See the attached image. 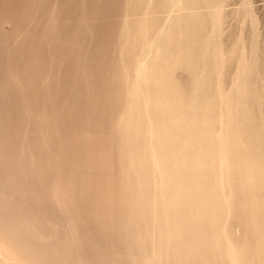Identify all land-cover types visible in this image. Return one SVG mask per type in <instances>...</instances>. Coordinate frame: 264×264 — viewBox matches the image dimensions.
<instances>
[{
  "label": "rangeland",
  "instance_id": "374dc122",
  "mask_svg": "<svg viewBox=\"0 0 264 264\" xmlns=\"http://www.w3.org/2000/svg\"><path fill=\"white\" fill-rule=\"evenodd\" d=\"M207 6L199 10V20L193 23L198 28V40L195 42V53L198 51V54L194 56L196 72H192L181 64L173 73V81L179 84L187 94L193 90L195 97H199L197 102L200 105L204 102L210 104L209 106L212 105L211 109L216 119L214 121L217 125L220 120L222 121L224 139L230 145L232 144V149L226 151L228 154H233L247 145L264 155V0H208ZM129 9L130 0H0V195L2 193L0 216L3 217H0V234L13 241L22 255L37 259L35 261L39 264L40 262L41 264H131L134 258L132 264H143L144 257L135 238V231L142 224H140V216L136 215L132 209L133 190L136 185L131 171L129 172L125 162H122L127 152L123 146L125 130L122 126L119 130L118 123L125 96V80L123 79L126 78L130 58L134 53L128 52L124 45L126 37L123 34L122 24ZM157 15L160 17L159 13ZM187 24L192 25V23ZM114 84L117 85L116 88ZM118 87L124 95H121ZM116 93L119 95L118 100L114 99H117ZM31 135L34 138L36 136V140ZM43 138L46 141L42 140ZM117 138L121 140L117 141ZM29 142L33 144V147ZM33 142L37 143H35L36 151L33 149L30 151L34 148ZM41 142H43L42 146ZM43 145L46 148H43ZM10 150L13 152H9ZM38 151L41 152H39L40 155ZM107 152L109 155L106 154ZM9 153L13 156L16 154L17 158ZM117 154L122 157L121 161ZM3 156L4 159H2ZM79 156H82L80 159L82 162L85 161L83 162L85 166H82V162L78 160ZM107 157H109L108 160ZM23 158L27 159L23 160ZM45 160L48 162L46 163ZM50 160L55 164L52 165L53 162ZM118 161L124 164L123 170L121 169L123 173L117 169L118 166L121 167ZM39 162L42 163L39 164ZM50 162L51 164L48 165ZM61 162H64V165ZM21 163L24 165L22 169ZM112 163L114 164L111 165ZM25 165L30 168L27 170ZM37 166L40 167L37 168ZM65 166L66 169H63ZM78 166L83 168L80 169ZM102 166L103 169H101ZM106 168L108 174L104 171ZM119 170L122 173L120 175ZM110 171L113 176L109 174ZM104 172L106 176L108 175L107 180L100 176ZM16 173L19 175L16 177L18 176L20 180L16 181L17 178L14 176ZM62 173H66V178ZM32 174L36 175V177L33 175V179ZM89 174L92 176L89 177ZM39 176L41 180H46L47 177L50 181L48 180V183L47 180L41 181ZM91 178L95 185L101 183V190L99 186L98 191H105H94L95 185L90 182L91 185L93 184L92 189L88 188L90 184L85 183L87 182L85 180ZM67 179L74 182L70 183ZM109 179H112L113 183L112 180L109 182ZM117 179H121V184L116 183ZM103 180L108 183L105 184ZM127 180L131 181L129 184L133 186H131L133 190L127 185ZM105 187L109 190L102 189ZM113 187L119 190L114 191ZM54 188L57 191L60 189L59 193H62L63 188L65 189L64 194H61L65 198L60 206L52 198ZM44 189H46L45 192ZM125 189L131 190L132 193L126 192ZM67 192L71 193L66 194ZM232 192V204L237 199H241L242 194L245 193L237 188H232ZM44 193L49 194V197ZM87 194L93 196L89 198ZM81 195L84 196L80 202L78 197ZM100 197L105 200L112 199H108L105 203L103 199L102 203V201L99 202ZM95 201L100 205L105 204V209L101 210L103 205L100 206ZM30 202L32 205H29ZM107 202L109 204L106 206ZM110 202L114 204L110 206ZM72 203L74 207H71ZM75 204L76 207L77 204L80 206L78 205L75 209ZM65 206L66 208L69 206L70 211L69 208L65 210ZM124 206H127L126 209ZM79 207L82 208L79 209ZM92 208L96 210L93 213L96 214L95 216L92 214ZM98 211L101 212L100 216ZM102 212L107 213L106 217L102 215ZM237 214L236 218L233 217L236 220L238 216L243 218L245 211L240 210ZM97 216L100 218H96ZM101 217L105 224L101 221ZM116 217L124 221L120 224L121 220L118 222L119 218L116 219ZM3 220H5L4 223ZM106 221L114 227L110 224L109 226ZM97 222L100 223L97 224ZM120 225L123 226L121 230ZM108 227H112L111 233ZM233 235L239 234L234 231ZM132 253L133 256H131ZM54 259L57 260L54 261Z\"/></svg>",
  "mask_w": 264,
  "mask_h": 264
},
{
  "label": "bare ground",
  "instance_id": "6f19581e",
  "mask_svg": "<svg viewBox=\"0 0 264 264\" xmlns=\"http://www.w3.org/2000/svg\"><path fill=\"white\" fill-rule=\"evenodd\" d=\"M207 4H208V0H130V9L128 10L129 12L126 13L125 18H124V23L122 24L123 31H124L123 34H125V37H126V44H124L125 48L128 50V52H134V53H133V56L130 58V63H129L130 65L128 66L129 69H128L126 78L125 79L122 78L123 81L125 80L124 81L125 82L124 104H123V109L121 111L120 116L118 112L117 114L119 116L118 118V123L120 124L119 130L121 128L120 126L124 127L123 129L125 130V134H123L124 135V145L123 146H125V150L127 152H125L126 157L124 158L125 160L122 159V162L123 163L125 162V165L126 167H128L129 172L131 171L132 179L135 180V185H136L135 190H133L134 189L132 188L133 186L129 184L132 181V179H130L131 181L127 180L128 181L127 185H129V188H132L131 190L134 191V195L132 197L133 199L132 209L136 212V215L140 216V220H141L140 224H142L139 227L137 224L138 228L135 231V238L137 239L140 245L142 255L144 257V258L141 257L143 258V262H142L143 264H264V155L259 154L260 152L257 153L256 151H254L251 147L247 145H245L241 149L239 148L237 152L233 154H228L226 151H228V149H232V144L230 145L227 142V140L224 139V135H223L224 127H222V124H223L222 121L220 120V123L218 125H217V122L214 121L216 119H214L215 114L213 110L211 109L212 105L209 106L210 104H206V102L204 101H203L204 103L200 105L199 102H197L199 101V97L198 96L195 97L193 90L192 92L187 94V92L184 91L183 88L179 86V84L175 83L172 78L174 71L178 69L181 66V64L184 65L185 68L187 67L192 72L194 73L196 72L194 56L195 54H198L197 53L198 51L195 53V49H196L195 42L198 40V28L194 26L193 23L195 24V22L199 20V17H200L199 10L201 8L208 7ZM157 13L160 14V17H158ZM187 23H192V25L190 26ZM116 87L117 85H115V88ZM118 89H119L118 91L122 93L121 95H124V93L119 87ZM114 91L117 92L116 90ZM118 96L119 95L117 94L116 96L117 99L116 98L114 99L118 100ZM119 99L121 98L119 97ZM117 124H114V125H117ZM119 130L117 132H119ZM114 131L115 130L113 129V132ZM115 134H116V131H115ZM120 135L119 136L117 135V136L120 137ZM24 138H27V137H24ZM119 139L117 138V141ZM42 140L46 141L45 138H43ZM30 142H31V139H30ZM43 142H41L40 144L41 146ZM35 143H34V148H31L30 151L32 149L36 151L37 147H35ZM97 144L99 145V143ZM32 145L33 144L30 143L31 147H33ZM101 146H99V148H101ZM123 146H122V150H123ZM43 148H46V147L44 146ZM11 150L9 152H13ZM102 151L103 150H101V152ZM20 152L24 153L22 151ZM39 152L40 151H38V154ZM53 153L55 154V151ZM99 153L100 152H98V154ZM106 154H108V152ZM15 156L16 154L13 157ZM47 156L50 159V156L48 154ZM54 157H58V156H54ZM80 157L82 159V156H79V159L78 158L77 159L82 162ZM117 157L121 161L122 157L118 156V154H117ZM117 157L115 158L117 159ZM108 158L109 157H107L106 159L108 160ZM2 159H4V156ZM26 159L23 158V160H26ZM97 159L99 160V157H97ZM46 161L48 162V160H45V162ZM32 162H33V159H32ZM83 162L85 163L84 160ZM83 162H82V166L84 165ZM41 163L39 162V164ZM77 163H75V165H78ZM99 163L101 162L99 161ZM123 163L119 164L121 165V167H119L117 164V166L119 167V168L117 167V169L123 170V167H124ZM43 164H44V161H43ZM49 164H51V162L48 163V165ZM53 164L55 163L53 162L52 165ZM61 164L64 165V162L63 163L61 162ZM113 164L114 163H112L111 165ZM105 165H107V163ZM23 166L24 165L21 166V169ZM79 166L78 168H80ZM15 167H13V169H15ZM38 167L40 166H37V168ZM46 167L48 168L49 166H46ZM53 167H55V165ZM106 167H109V166H106ZM9 168H5V169H9ZM18 168H19V165H18ZM18 168L16 169L18 170ZM25 168H27L28 170V168L30 167L29 166L27 167L25 165ZM25 168L23 169L25 170ZM50 168H51V165H50ZM63 169H66V166ZM63 169H62V172H63ZM101 169H103V166ZM120 170L118 171L119 175L122 172V170L121 172ZM42 171H41V174H42ZM104 171H106V174H108L107 168ZM111 171L109 172L110 175H111ZM6 172L8 173V171ZM104 174L100 176L101 177L103 176L104 179L106 178L107 180L108 175L106 176V174L105 175ZM131 174H127V175L130 176ZM16 175H18V173H16L14 176L16 177ZM33 175L36 177L35 174H32V179L34 177ZM64 175L66 178V173ZM48 176H51V174L50 175L48 174ZM91 176L89 174V177ZM111 176H113V174ZM23 177L24 176H22V178ZM71 178L69 179L71 180ZM85 178L87 179V177ZM92 178L89 180H85L87 182L85 181L84 182L87 184L89 182L93 183ZM127 178L129 179L130 177H127ZM39 179H40V176H39ZM45 179L47 180V183L50 181L49 179H47V177ZM17 180H20V178L19 179L17 178L16 181ZM67 180L66 182H68ZM106 180L105 181L103 180V182L105 183ZM109 180L108 181L111 182L112 179H109ZM120 180L121 179H119L116 183L118 182L120 183ZM38 181H34V182H38ZM72 181H70V183ZM84 182L82 183L84 184ZM112 183H113V180H112ZM93 184L95 185V183ZM96 184H97L95 185L96 187L94 186V191L99 192L101 190V183L100 184L96 183ZM123 184L124 182L122 183V186L125 185ZM92 185L90 184V186L89 185L87 186H89L88 188L92 189ZM116 185H117L116 187H118V184ZM35 186H38V185H35ZM43 186L44 185H42V187ZM52 186H53V183H52ZM84 186L86 187V185ZM99 186H100L99 188L100 190L98 191L97 187ZM102 186H105V185H102ZM126 186L124 188H126ZM116 187L115 189L114 187L112 189L115 191L117 190ZM64 188H63V191L65 190ZM232 188H237V189L245 191V193L242 194L243 197L241 199H237V201L233 203L234 205L236 204L235 207L232 204V193H233ZM81 189H82V186H81ZM102 189L109 190V188L107 189L106 187ZM121 189L122 187L120 188V190ZM45 190L46 189H44V192ZM84 190H81V191H84ZM131 190L129 191L126 190V192L132 193ZM59 191L60 189L58 191L55 189L53 191L52 198L56 202V204L60 206L62 205L60 204L61 201H63V198L65 197H63L64 195H61L63 191H61L62 193H59ZM102 191H105V190H102ZM75 192H74V195H75ZM78 192H79V189H78ZM108 192L109 191H107V193ZM68 193L69 192H67L66 194ZM111 193L112 192H110V194ZM20 194H21V190H20ZM32 194L33 193H31V195ZM44 194H47V193H44ZM94 194L96 195L95 192ZM47 195L49 197V194ZM84 195H81V197H78V199L80 198V202L83 200L81 198ZM88 195L89 194H87V196ZM0 196H2V193ZM90 196L92 197L93 195L90 194ZM90 196L88 197L90 198ZM131 196L132 195L130 194V197ZM112 198L116 200L114 196H112ZM123 198L125 199V197ZM70 199L73 200V198H70ZM100 199H98V201ZM103 199L105 203L109 198L107 199L106 197L107 200H105V198ZM103 199H101L99 202L102 201L103 203ZM96 202L97 201H95V203ZM99 202H97L98 205H100ZM107 204L109 203L107 202L106 206ZM112 204L114 203H111L110 206H112ZM29 205H32L31 202L29 203ZM72 205L73 203L71 204V207H74ZM78 205L80 206V204H77V207ZM92 205L91 207H93ZM11 206H14V205H11ZM75 207H76V204H75ZM77 207L75 209H77ZM104 207H105V204L100 209L102 210V208ZM113 207H116V206L113 205ZM67 208H69L68 210L70 211V207L68 206ZM67 208L65 210H67ZM80 208L82 207H79V209ZM83 208L85 207L83 206ZM116 209L118 210L119 208H116ZM127 210H129V208ZM240 210L245 211L244 217L241 218L238 216L237 220L234 219L233 217L236 218V214ZM95 211L96 210L93 209L92 214ZM106 212L109 213V211L107 210ZM106 212L105 214H107ZM114 212L116 214V211ZM15 213L13 214L14 215L18 214V213L16 214ZM27 213L29 212L27 211ZM97 213L99 214L101 212L98 211ZM105 214L103 213L102 215L106 217ZM109 214H108V218H109ZM112 215L114 216V214ZM113 216L110 215V217H113ZM102 217H101L102 219L101 221L104 220ZM119 217H116V219ZM123 217L125 219V216ZM96 218H98V216ZM4 221L5 220H3V223ZM117 221L118 222L120 221V224H121V222L124 220L119 218L117 219ZM111 222H114V221H111ZM130 222L132 223V221ZM135 222L137 221L135 220ZM98 223L100 222H97V224ZM103 223L105 224V221H103ZM126 223H128L127 220H126ZM109 224L110 223H108V225ZM110 225L112 226V224ZM121 226L122 225H120V227ZM122 227L120 228V230L122 229ZM100 228H103V227H100ZM110 228H109V232L111 230ZM131 228H133L132 224H131ZM125 229L126 228L124 227V230ZM234 231L236 234H239V235L234 236L233 235ZM102 234L104 235V233ZM138 243H134V244H138ZM71 253L72 252H70V254ZM131 256H133V253ZM131 256L129 255V257ZM50 259L52 258L50 257ZM57 259H54V261ZM134 259H132L133 262H134ZM35 260L30 257L22 255V253L18 250V248L15 246V243L13 241H10L4 235L0 234V264H39ZM43 260L45 259L43 258ZM48 262H51V261H48ZM133 262H131V264Z\"/></svg>",
  "mask_w": 264,
  "mask_h": 264
}]
</instances>
